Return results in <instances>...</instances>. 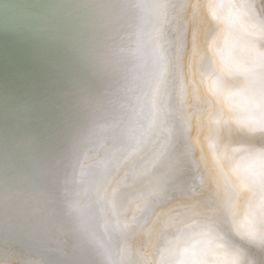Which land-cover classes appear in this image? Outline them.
Listing matches in <instances>:
<instances>
[{
    "label": "bare ground",
    "instance_id": "bare-ground-1",
    "mask_svg": "<svg viewBox=\"0 0 264 264\" xmlns=\"http://www.w3.org/2000/svg\"><path fill=\"white\" fill-rule=\"evenodd\" d=\"M102 1L0 0V264H172L175 232L190 264H223L201 245L226 251L254 196L223 160L264 176V0H209L217 18L202 0Z\"/></svg>",
    "mask_w": 264,
    "mask_h": 264
},
{
    "label": "rangeland",
    "instance_id": "rangeland-1",
    "mask_svg": "<svg viewBox=\"0 0 264 264\" xmlns=\"http://www.w3.org/2000/svg\"><path fill=\"white\" fill-rule=\"evenodd\" d=\"M103 1H105V0H103ZM108 1H112V0H108ZM108 1L106 0L105 2H108ZM203 1H205V3ZM210 1L209 0H202L203 3L201 2L202 4H199V5H201V7L203 9H207V7H208L207 10H209V14L210 15L214 12L213 16L211 15L210 17L211 18H215V17L217 18L216 15L219 16L220 13L217 11L218 12V14H217L215 11L217 9H219V11H220L222 8L224 9L225 7L231 6L230 1L232 2L233 0H228V1L227 0H221V1L219 0L220 2L217 1L218 3L216 2L217 4H215L216 6H213L214 5V2L216 0H214V2L213 1L210 2ZM207 2H208V4L210 2V4L213 7L211 5L209 6L207 4ZM227 2H228V4H227ZM198 3H200V2H198ZM262 5H264V4H262ZM197 6H195L197 9L200 8V10H202L201 7H199V6L197 7ZM218 6H219V8H218ZM210 7L216 8V10H214L212 8L210 9ZM230 8H232V6ZM212 10H213V12H212ZM227 17L228 18L231 17L233 19V16H231V15L226 16V18ZM224 22L225 23H227V22L230 23V22H232V20L229 21V19H226V20H224ZM222 57H224V55H221V58ZM263 62H264V60H261V61H257L256 63H258L259 65L262 64L264 66ZM245 72H247V71H245ZM254 140H257V139H254ZM220 144H222V143H218V142L217 143H212L211 140H209L207 142V146L210 148L209 150H210L211 154H213V156H215V157H218V156L221 157V155L226 156V154H224V151H222V149L224 148L223 147V144L222 145H220ZM253 147H255L254 141H253ZM223 150H226V148H224ZM233 154L234 155H238V153H233ZM233 154H230V158L231 159L229 157H225L224 158L225 160H223V161H225L224 163H226V165H229L230 164L229 163L230 161H232V160L234 161V159L236 160L237 157L234 156ZM223 156H222V158H223ZM237 160H236V162L240 163L241 164V168H243L244 170L247 169V168H248L247 170L253 169L255 167L254 165L253 166L252 165H248V166H250V167H248V166L242 164L240 162V160H238V161ZM222 162L220 161L219 163H222ZM216 164H217V162H216ZM226 165L223 164V166L225 168L228 167ZM220 166L223 168L222 164H219V167ZM244 166H246V168ZM225 171H226V169H225ZM256 172H257L258 175L255 173L257 176L256 175L255 176L253 175V177H252L253 178V182L251 181V183L254 184V186L252 185V187L254 189H256V188L261 187V186L264 185V176L261 173H259V171H256ZM261 183H263V184L261 185ZM245 211L242 214H240L239 216H236V218L233 220L234 227L232 228L231 233H230V236L233 239V241L231 239L229 240L230 241V245L228 246V248H227L226 251H225V249L223 248V245H222V242L223 241L221 240V238L219 239V237L217 235H215V234H211V235L208 234V237L206 238L207 239V242L204 243L203 245H201V247L203 248L202 251L203 252H209L211 254L213 253L212 255L217 256V257H220V258L223 257L226 260V262H224L223 264H225V263H227V264H264V248L263 247H256L254 249H247L246 248V243L250 240V238H251L252 235H255L256 234V232L254 233V231L257 230L258 228L262 227V224L264 225V203H263V206L261 205V206H259V208L257 206V210L256 211H251V212L248 211L249 213H247V214L245 213ZM176 233L177 232H175L173 234V236H172V238H170V240H167L166 241V244H165L166 246L164 245V250L168 254V258H171L172 261H173V259H176L177 260V258L180 257V258H178L177 261L175 260L176 262L173 261L172 264H185V263L186 264H190L191 263V260H192V257H193V254L196 251V250L194 251L195 247L189 248V251H188V249L187 250H184V248L181 245L182 242L179 241V240H181L180 238L184 239V237L186 235H182L181 234V236L179 237V235H177L178 233L177 234ZM176 240H178V241H176ZM172 245L173 246L175 245L174 247H176V248L172 249L173 248ZM180 245H181V247H180ZM177 247H179V248H177ZM176 249L178 250V252H176L177 251ZM182 249L184 251L183 253H182ZM173 251L175 253H173ZM185 251H187V252H185ZM236 251H239L238 255L235 254ZM170 253H171V255H170ZM235 255H236V257H235ZM173 256H175V257H173ZM232 258H234V259H232ZM180 260H183V262L180 261ZM238 260H239V262H238Z\"/></svg>",
    "mask_w": 264,
    "mask_h": 264
},
{
    "label": "water",
    "instance_id": "water-1",
    "mask_svg": "<svg viewBox=\"0 0 264 264\" xmlns=\"http://www.w3.org/2000/svg\"><path fill=\"white\" fill-rule=\"evenodd\" d=\"M258 72L256 71H248V72H244L243 74L241 73L240 75H243L242 79H239V76L237 75V78L239 80V82L237 83H241L242 85H244L245 83H249L251 82L252 78L253 77H257V74ZM228 75H231V72L229 71H220L219 69H212V73L209 75L208 77V81H209V84H210V87L212 88L213 90V93L217 96V100H220L222 101V98H225L226 101L225 103L229 106L227 107H230L233 109V107L230 105V103L228 102L227 98L221 94L220 92V89H221V85L223 84V81H225V79H230V77H227ZM220 87V88H219ZM256 93V92H255ZM247 96H252L254 97V91L251 90V89H247L246 90V94ZM257 96H260L259 98H263L260 95H257ZM255 103V101L253 102V104ZM233 112H234V109H233ZM232 118L231 120L229 121L230 122V126L232 127H237V124L235 121H233V118L234 116L231 115ZM229 126V127H230ZM264 151V150H262ZM261 153V152H259ZM262 154H264V152H262ZM235 161V160H234ZM233 160L230 161L228 167H227V172L230 174V177H231V180L233 181V183L236 185V188L244 191L245 193H249V195L252 194V192L254 193V196L252 198H248V209L245 211V213H249L248 211H256L257 210V207H256V202H257V197L255 196V189L252 187V183L250 182V180L248 178H246L244 172L242 171L241 169V164L239 163V165H237Z\"/></svg>",
    "mask_w": 264,
    "mask_h": 264
}]
</instances>
